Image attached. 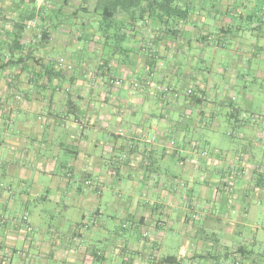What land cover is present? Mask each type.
<instances>
[{"label": "crops", "instance_id": "obj_1", "mask_svg": "<svg viewBox=\"0 0 264 264\" xmlns=\"http://www.w3.org/2000/svg\"><path fill=\"white\" fill-rule=\"evenodd\" d=\"M37 2L0 0V264H264V4L179 0L162 25L140 2L91 25L50 0L41 39ZM207 106L236 142H212Z\"/></svg>", "mask_w": 264, "mask_h": 264}, {"label": "rangeland", "instance_id": "obj_2", "mask_svg": "<svg viewBox=\"0 0 264 264\" xmlns=\"http://www.w3.org/2000/svg\"><path fill=\"white\" fill-rule=\"evenodd\" d=\"M36 1L40 2V1H44V0H36ZM74 1H84L86 6H87V9H88L87 12L86 11H78V18L79 19H81L82 21H86V22H88L91 25L94 22H97V20L102 21V24L107 23L106 18L102 14V10H98L97 11L98 14H94L92 12L93 4H94L95 0H74ZM253 1H256V4H257V6L259 8H261L263 6V4H264V0H253ZM39 2H37V3H39ZM80 28H81L80 26H77V28H74V29L81 30ZM111 32L115 33V30L112 29ZM232 40L233 39H230L231 43L227 44L228 48L233 46V41ZM114 42H118V41L116 39H112V43H114ZM49 56H51L52 58L57 57L58 56V51L51 52ZM256 82L263 83L262 81L261 82L257 81V78H252L251 81L246 84V87L247 88H255L256 89V86L259 87V84H257ZM189 88L191 89L192 87H189ZM263 88H264V86H263ZM187 89H184V87L182 88V86H178L177 91L181 94V96H184L185 94L188 95L186 93ZM235 92H236L235 96L237 98L236 100L240 101L241 98H242L241 95H240V91L237 89V90H235ZM164 93H169V92L166 91ZM208 94H209V96L207 98L210 101L211 97H212V95H210L211 94V90L208 92ZM192 95H193V93L188 95V96H192ZM232 98H233V100H232ZM253 99L255 101H251V103L249 105L250 107L248 108V110L256 112L257 109H259L262 106H264V94H262V96H259L258 94H255V95H253ZM234 100H235V97H231V101L233 102ZM213 109H214L213 106H207L206 109H205L207 115L202 119L203 122H206L208 124L206 126L207 128H210L209 126L214 124L217 128L220 129V132H219L218 136H214V135L212 136V140H213L212 142L215 145H217V146L218 145H223L224 144V140H226V139L229 140V142H236L238 137H236L237 135H236L235 132L237 131L239 126L235 125L236 124L235 121L230 120V119L225 117V112L228 110V107L227 106H223L222 108L219 109V111H216V112ZM195 113H196L195 110H193V115H195ZM209 116H212L213 119H214L212 123H211V118ZM192 117H194V116H192ZM207 128H202L201 134L198 135L201 140L206 139V137H205L206 133H210L211 130L209 131V129H207ZM228 132L232 134V137H231V135L228 136ZM211 133H213V132H211ZM194 135L197 136L196 134H194ZM189 136H191V133H190ZM208 141H209V139H208ZM209 152L213 154V149H211V151H209ZM17 217H18V215H17ZM259 218H260V220H259V222H260L263 218H261V216ZM28 221H29V215H28ZM18 222H20V221L18 220ZM255 250L257 251V247H256ZM17 262H18V259L17 258H13L12 264H17ZM37 264H40V263H37Z\"/></svg>", "mask_w": 264, "mask_h": 264}, {"label": "trees", "instance_id": "obj_3", "mask_svg": "<svg viewBox=\"0 0 264 264\" xmlns=\"http://www.w3.org/2000/svg\"><path fill=\"white\" fill-rule=\"evenodd\" d=\"M178 1L179 0H111L110 4L106 6V11L103 14L105 18L108 19L111 18L113 11L116 9L125 10L128 8H136L140 2H145L143 12H146L154 19H158L162 25H164L167 22L168 17L173 19H182L186 16V10L179 7ZM39 29H41V35L39 38L42 39L45 36V33L43 34L44 28L41 24ZM240 252L243 255L248 254L243 250Z\"/></svg>", "mask_w": 264, "mask_h": 264}, {"label": "built area", "instance_id": "obj_4", "mask_svg": "<svg viewBox=\"0 0 264 264\" xmlns=\"http://www.w3.org/2000/svg\"><path fill=\"white\" fill-rule=\"evenodd\" d=\"M49 1L50 0H44V1H40L39 3H38V5H37V7H36V13H35V15L32 17V18H30V19H28L26 22H25V27L26 28H32V29H37V35L38 36H40L41 35V29H39V26H40V24H41V21H40V15H43V8L44 7H49L48 5H49ZM7 27H10V24H8L7 25ZM57 65L59 66V67H62V68H64V69H66V70H70L71 69V64H69V63H67V62H65V60H64V58H62V57H60V58H58V61H57ZM110 83H112L114 86H120V85H122V79H119V78H112L111 80H110ZM132 86L133 87H138L140 84L138 83V82H135V81H133L132 83ZM148 85L149 86H151V84L150 83H148ZM161 89V88H160ZM162 90H164V91H171L170 90V88H166V87H162ZM186 93L188 94V95H190V94H192L193 92H192V89H190V88H188L187 89V91H186ZM233 99V98H232ZM170 144H173V141H171L170 142ZM201 154L203 155V156H206L208 153H207V151H202L201 152ZM178 164L179 165H182L183 164V162H182V160L181 159H178ZM20 221L23 225H24V227H25V229H26V231H32V226L30 225V223H29V221H28V214L26 213V212H23L20 216H13L12 218H11V221H14V222H17V221ZM234 264H239V261H235L234 262Z\"/></svg>", "mask_w": 264, "mask_h": 264}]
</instances>
